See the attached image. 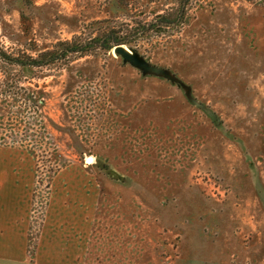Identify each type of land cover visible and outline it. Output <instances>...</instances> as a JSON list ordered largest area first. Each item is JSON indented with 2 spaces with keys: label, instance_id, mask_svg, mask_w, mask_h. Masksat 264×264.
Segmentation results:
<instances>
[{
  "label": "rangeland",
  "instance_id": "374dc122",
  "mask_svg": "<svg viewBox=\"0 0 264 264\" xmlns=\"http://www.w3.org/2000/svg\"><path fill=\"white\" fill-rule=\"evenodd\" d=\"M122 1L0 0L8 52L88 41L116 18L122 35L137 31L123 46L177 81L101 41L20 74L35 106L13 102L0 72V254L264 264L263 6L190 0L180 24L149 29L178 0Z\"/></svg>",
  "mask_w": 264,
  "mask_h": 264
},
{
  "label": "trees",
  "instance_id": "16d2710c",
  "mask_svg": "<svg viewBox=\"0 0 264 264\" xmlns=\"http://www.w3.org/2000/svg\"><path fill=\"white\" fill-rule=\"evenodd\" d=\"M189 1L190 0H178L177 10L175 8H173V10L169 8L162 9V14L156 16L155 22L148 23L146 26H149L150 29L151 25L167 28L175 24H180V20L186 11ZM248 1L258 2L264 8V0ZM120 5L124 9L128 8L125 0L122 1ZM170 11L173 12L170 13ZM174 11H178V13L175 15ZM113 19L100 20L91 24L94 31L97 32V36L91 40L80 42L77 37H74L70 41L57 42L53 49L39 51L36 57L28 54L26 50H16L17 52L14 54L6 51L4 47L0 46V72L3 76L1 86L2 88L7 89L6 91L4 89L5 93H9L8 95H10V99L15 103L21 101L24 104L31 103L35 106L36 100L34 96L31 93H23L25 92V89L18 87L19 75L23 72L30 69H41L57 62L67 61L72 55L79 54L80 56H83L88 53L90 48H95V43L98 41L103 42L104 45H99L97 48L101 47L106 51H109L118 45H129V39L135 35L137 31L131 30L128 31V34L122 35V26L116 28L114 25L116 23V18ZM149 29L147 28V30ZM98 34H100L99 37ZM16 69L17 71L13 72Z\"/></svg>",
  "mask_w": 264,
  "mask_h": 264
},
{
  "label": "water",
  "instance_id": "95a60500",
  "mask_svg": "<svg viewBox=\"0 0 264 264\" xmlns=\"http://www.w3.org/2000/svg\"><path fill=\"white\" fill-rule=\"evenodd\" d=\"M113 52L115 54H117L118 56H120L124 62H127L130 65H132L133 67L140 69L144 73H151V74L160 75V76H163V77L171 80L172 82H177L171 75L168 74L167 71H165L161 68L155 67V66H151V65L141 61L135 55V53H133L129 49L125 48L123 45L115 46L113 48Z\"/></svg>",
  "mask_w": 264,
  "mask_h": 264
},
{
  "label": "crops",
  "instance_id": "0c3cea01",
  "mask_svg": "<svg viewBox=\"0 0 264 264\" xmlns=\"http://www.w3.org/2000/svg\"><path fill=\"white\" fill-rule=\"evenodd\" d=\"M5 253H7V252H5ZM5 253L0 254V264H30V263L26 262V260L24 259V256H21L20 258H15V257L8 255V254H5ZM37 264H44V263L37 262Z\"/></svg>",
  "mask_w": 264,
  "mask_h": 264
}]
</instances>
